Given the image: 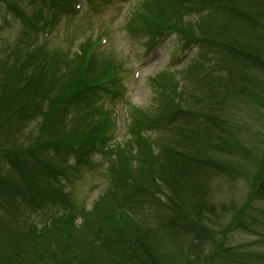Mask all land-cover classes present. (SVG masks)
Segmentation results:
<instances>
[{"label":"trees","instance_id":"1","mask_svg":"<svg viewBox=\"0 0 264 264\" xmlns=\"http://www.w3.org/2000/svg\"><path fill=\"white\" fill-rule=\"evenodd\" d=\"M84 2L91 0H0L22 23L16 42L0 48V264H196L188 254L198 242L211 244L209 264H264V229L258 251L225 245L226 234L250 224L254 203L264 204V0H137L125 32L151 42L175 32L213 51L220 75L195 62L182 82L171 71L149 78L156 102L131 108L127 138L112 145L122 64L98 54L102 34L75 51L48 39L59 17ZM29 6L32 19L21 15ZM198 72L196 86L202 92L207 80L212 99L194 108L185 98L194 96L187 91ZM248 109L258 111L260 127ZM194 118L196 130L189 129ZM159 129L168 136L153 142L146 133ZM69 152L78 163L95 152L110 160L109 185L91 208L66 199L62 182L76 168L53 164L50 153ZM238 179L246 188L241 206L216 190ZM139 193L154 206L147 215ZM23 205L48 219L13 213ZM217 235L224 237L218 243Z\"/></svg>","mask_w":264,"mask_h":264},{"label":"rangeland","instance_id":"2","mask_svg":"<svg viewBox=\"0 0 264 264\" xmlns=\"http://www.w3.org/2000/svg\"><path fill=\"white\" fill-rule=\"evenodd\" d=\"M92 1L98 2L101 6L95 8ZM136 1L112 0L107 4H104L102 0L84 2L73 15L59 17L56 27L48 38L50 40V46L53 48L65 50L67 49L68 43H71L73 44L72 50L75 51L76 45L79 42H82L86 38L94 40L98 35L102 34L105 37L103 43L98 47V54L104 55L105 57L114 56L122 64V68L126 73L120 79V94L118 95L119 99L116 101L113 111V136H111L112 143L110 145L120 144L127 138L126 125L130 121L129 114L131 108L147 109L156 102L155 99L158 92L150 85L149 78L163 71H171L182 82L181 72L186 71L191 64L195 65L197 63L199 65H207L208 63L210 66H214L211 73L212 78L220 75L218 56L213 51L199 45H187L186 41L175 32H168L154 39L153 42H151L150 37L147 35H132L125 32L123 30L125 17ZM23 11L21 15L28 16L32 19L34 9L31 6L24 7ZM18 19L15 18L12 10L5 8V6L0 7V48H5L8 45L11 46L16 42L22 27V23ZM36 24L41 25L42 20H39ZM36 34L38 40L44 37L41 32ZM3 56L4 54L0 49V57L2 58ZM204 68L207 69L205 66ZM201 75L202 72L194 73V91H187V95L189 92H194V96L186 95L187 97L185 98L189 103L194 102V108H197L203 101L208 102L212 99L210 94L206 95L207 90H211L207 80L205 81L202 92L196 86ZM107 99L106 97L105 100ZM249 112L252 117L251 121L257 127H260L261 119L257 117L259 116L258 111L256 109H250ZM184 121L187 122L186 119ZM189 125V129H192V126H194V130H196L200 124L194 118V125L193 123ZM146 134L153 142H156L158 138L168 136V131L164 129H159V131L151 130L147 131ZM77 156L72 152L66 154L50 153L53 164L63 169H68L70 166L76 168L72 170L77 176H68L70 182H62L64 184L62 188L67 194V201L76 205L84 204L87 208H91L93 202L109 185L107 174L110 160L104 154L98 153L89 156L86 162L80 161V164L76 165L77 159H80ZM243 183L240 179L224 180L222 183H218L216 187L217 194L220 193V198L223 201L232 200V202L241 206L245 203L246 198V188ZM137 197L141 199L139 205L141 208L138 206L132 208L143 209L146 215L154 210V206L150 205V201L143 193H139ZM159 201L161 202V200ZM152 202L157 204V201L152 200ZM30 208L32 207L23 205L13 211V213H28V219L38 224H42L48 219V213L37 209V207L35 209ZM136 213L135 217L139 218V212ZM250 213L253 214V219L247 228L244 230L235 229L232 233L226 234L225 245H242L243 248L249 251H258L260 249L259 247L261 245L257 239V233L264 229V226H262L264 204L254 203V208L248 211V214ZM223 238V236L217 235L215 239L216 243L223 240ZM211 250H213L211 244H206V247L203 249L202 243L198 242L196 243L195 250L193 246L188 256L189 259L194 260V257L197 255L199 262H196V264H209L206 261V257ZM204 251L206 252L204 253ZM203 253L205 257L202 256Z\"/></svg>","mask_w":264,"mask_h":264}]
</instances>
